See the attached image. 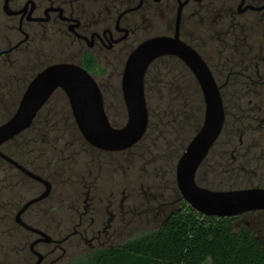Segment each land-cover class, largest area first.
I'll list each match as a JSON object with an SVG mask.
<instances>
[{
	"label": "rangeland",
	"instance_id": "obj_1",
	"mask_svg": "<svg viewBox=\"0 0 264 264\" xmlns=\"http://www.w3.org/2000/svg\"><path fill=\"white\" fill-rule=\"evenodd\" d=\"M118 1L122 3L124 0ZM196 3L191 0L184 7L182 31L186 36L192 34L195 37V33L202 36L204 54L221 84L225 79L221 72L223 63L229 57L236 61L238 55L232 56V50H227L228 58H224L225 53L221 52L223 44L218 41L222 25L215 24L211 17L202 27L196 14ZM237 5L238 1L233 4L236 11ZM176 8V0L154 3L152 13L146 16L149 28L135 30L127 40L116 46L114 52L117 56L110 70L112 73L107 70L103 76L92 74L100 85L105 112L114 127H121L127 121L121 77L128 54L147 38L172 35ZM6 15L3 0H0V45L4 44V40L10 39L15 43L21 38L11 33ZM131 18L143 25L145 15L139 12ZM237 19L248 25L263 26L264 12L237 14ZM125 24L128 25L129 21ZM184 37L181 35L182 39ZM253 37L258 47L264 46L263 36L258 33ZM55 44L51 45L55 47ZM74 48L79 47L75 44ZM18 57L24 58V55L13 53L0 59V116L4 118L14 113L19 103L18 96L34 72L52 62L68 61L66 59L77 62L75 55L64 56L58 51L46 60L43 59L46 57L44 55L36 61H14ZM164 57L168 56L156 59L149 67L145 97L149 112L148 126L151 127L147 128L141 141L125 151L84 148L71 180H56L51 184L49 195L30 208L35 219L29 224L47 229L52 239L59 240L54 244L40 242L37 247L40 252H51L43 264H75L98 249L121 244L156 230L180 206L183 199L177 189L175 169L182 135L173 134L169 128H165L167 124L161 112L170 87L168 83L174 76L183 74L184 70L177 61ZM239 81L233 82L239 84ZM237 84L222 90L228 106L227 124L218 144L197 171V183L202 186L243 185L247 176L245 170L249 169L259 168L257 177L264 175V90H261L260 96L253 93L246 95L236 90L243 88V85ZM43 118L44 112L39 116L37 125ZM16 174V169L11 168L9 163H0V215L5 216L4 219L0 218V262L35 264L36 258L32 259L26 245L27 240L35 237L34 233L16 227L14 216L20 199L28 201L40 195L45 187L34 179ZM259 212L243 214L236 221V229L247 224L264 244V214ZM27 217L25 219L30 221L31 218ZM74 231L78 234H74ZM20 243L25 250L19 258L17 248L21 247ZM204 264H210V261Z\"/></svg>",
	"mask_w": 264,
	"mask_h": 264
},
{
	"label": "trees",
	"instance_id": "obj_2",
	"mask_svg": "<svg viewBox=\"0 0 264 264\" xmlns=\"http://www.w3.org/2000/svg\"><path fill=\"white\" fill-rule=\"evenodd\" d=\"M249 1L256 6L264 3V0ZM235 2V0H210L209 2L202 0L196 3V14L202 27L211 17L215 24L222 25L220 40H218L223 44L221 52L226 56L227 50H232L233 54L230 55L240 57L244 55V48L248 50L255 47L256 39L253 37L255 32L251 31L253 30L251 26L254 24L248 25L246 22L236 20L237 11L233 8ZM180 35L185 36L183 40L195 48L207 64L212 66L204 54L205 42L202 36L196 33L195 37L192 34L186 36L182 31V25ZM21 54L24 58L18 57L14 61L24 62L31 59L29 49H22ZM164 58L177 61L184 70L183 74L174 76V79L168 83L170 87L161 112V117L167 124L165 128H169L173 134L182 135L178 154L180 157L187 143L201 126L204 103L200 88L189 69L175 57ZM237 59L231 60L237 62ZM81 66L88 71L97 67L94 57L88 53L83 57ZM149 70L150 68L146 72L144 81L145 95ZM38 71L33 73L27 84ZM22 93L18 96V100ZM170 94H172L171 97H169ZM221 95L225 109V123L219 139L209 154L218 144L227 124L226 108L228 109V106L222 89ZM43 112L45 118L37 125L38 118ZM10 116L5 118L0 116V124ZM150 127L151 125L148 126ZM84 148L94 149L78 131L67 97L61 89L52 94L28 129L1 146L5 154L31 172L47 179L51 184L60 178L63 181L71 180L73 170L80 162L79 157ZM0 163L7 162L0 158ZM258 170H245L247 176L246 183L243 185L231 183L224 187L215 185L204 187L213 190L264 188V175L257 177ZM16 171V175L23 177L24 174L21 171L18 169ZM259 213L264 214V211ZM241 218L242 215L223 218L206 216L182 200L180 206L163 220L158 229L124 243L98 249L75 264H204L208 260L210 264H264V244L253 229L247 224L236 229V221ZM35 228L49 235L47 229Z\"/></svg>",
	"mask_w": 264,
	"mask_h": 264
},
{
	"label": "water",
	"instance_id": "obj_3",
	"mask_svg": "<svg viewBox=\"0 0 264 264\" xmlns=\"http://www.w3.org/2000/svg\"><path fill=\"white\" fill-rule=\"evenodd\" d=\"M8 1H4L3 10L9 15L19 14L27 9L28 3L23 10L13 11L9 8ZM189 1L191 0H177L172 35L147 38L128 55L121 77V92L127 112V121L122 127L111 125L97 81L85 68L74 62L54 63L37 72L25 87L14 113L0 124V158L45 187L40 195L27 201L14 216L16 223L39 235L30 245V249L37 256L35 264H41L44 258L43 254L34 249L35 245L39 242L51 243L53 239L45 232L23 222L21 216L30 205L46 198L52 185L47 179L31 172L5 154L1 146L28 129L58 89L65 93L77 129L92 147L115 152L135 146L144 137L149 122L145 75L153 61L163 56L176 57L189 69L200 88L204 103L201 126L187 143L176 164L175 180L181 198L201 214L218 218L264 211V188L213 190L199 185L196 181L200 165L222 133L225 109L219 86L207 62L195 48L181 38L182 14ZM31 2L29 15L34 11V2ZM263 8L264 5H245V0H241L238 12ZM74 27L71 30L79 36ZM127 33L125 31L122 39Z\"/></svg>",
	"mask_w": 264,
	"mask_h": 264
},
{
	"label": "flooded vegetation",
	"instance_id": "obj_4",
	"mask_svg": "<svg viewBox=\"0 0 264 264\" xmlns=\"http://www.w3.org/2000/svg\"><path fill=\"white\" fill-rule=\"evenodd\" d=\"M4 1L5 0H3V5H4ZM31 1L34 2V11L31 15H29V11L32 6ZM159 1L124 0L121 3L118 0H9L8 1L9 8L13 11L23 10V8L27 3L28 6L25 12H21L19 14L9 15L6 13L7 14L6 17L10 21L9 28L11 30V33H15L17 36H20L21 38L18 39L15 43H12L10 39L4 40L3 42L4 44L0 45V46L3 45L0 48V59L4 57H8L13 53H19V52L21 53L22 49L23 50L29 49L30 50L29 55L31 56V59H29V61H36L38 60V58H43L44 55L46 57L43 59L46 60L50 58L52 55H54L55 51H58L61 55L64 56H70V54L75 55L77 58L76 63L81 65L83 57L85 56V54L88 53L94 57L95 64L97 65L95 69L89 71L87 70L91 75L95 74L98 76L100 75L103 76L107 74L108 71L111 74L112 71L110 70L117 56L116 52H114V50H116L115 49L116 46L127 40L129 38V35L133 33L135 30H141V29L147 30L149 28L150 25L149 23H147L146 16L152 13L154 3ZM235 1L236 2L238 1V5L241 2V0H235ZM238 5H237V14L240 15L247 12H264V8H263L261 10L248 9L243 13H239ZM245 5L259 7V6H263L264 3L256 6L249 0H245ZM136 6L139 7L137 9H134ZM129 9H133V10H129ZM139 12H142L143 15H145V20L143 22V25H141L139 21H135L136 19L133 20L131 18L135 14H138ZM126 21H129L128 25L125 24ZM74 25L76 26L74 27ZM72 27H74V30L79 34V36L76 35L74 31L71 30ZM251 27L253 28V30L251 31L255 32V34L253 33L254 36L259 33V35L263 36L264 38V24L263 26H260L258 24V25H252ZM124 30L127 31L128 33L127 36L122 39V37L125 35ZM54 37H56L57 39ZM254 42H255L254 43L255 47L248 50L244 48L243 49L244 55L238 57L237 62H232V60L229 57V59H227L228 61L223 63L222 66L223 68L221 69V72L225 76L224 82L219 84L217 79L215 78L219 86L220 93H221V89L223 90L229 88L228 87L229 85L232 86L237 84L233 81L240 79L239 84L237 85L238 86L243 85V88L236 90H239L242 94H246V95L252 93L255 95H259V94L261 95V90H264V46L259 45L258 47V45L256 44L257 41L255 40ZM52 43H56L55 47L51 45ZM75 44L79 47L78 49L74 48ZM107 52L108 55L106 54ZM224 58H228V57L224 56ZM66 60L68 61L49 63L43 66L40 70L54 63L73 62L72 59H66ZM208 66L210 67L213 73L212 70L213 66H210L209 64ZM243 79H244V83H242ZM258 109L261 110L260 107H258ZM23 176L32 179L26 174H24ZM26 202L27 201L20 199L18 210ZM32 206L33 204L30 205L23 212L21 218L23 222H25L29 226L34 227L32 224H29L33 222L35 219V217L32 215V212L30 211V208ZM27 215L28 217L31 218L30 221L25 219ZM0 218L4 219L5 216L0 215ZM16 227L23 230L26 229L21 224L18 223H16ZM20 231L21 230H19L18 233ZM27 231L29 233H33L29 230ZM73 233L78 234L77 231H74ZM34 236L35 237L32 238L31 240H27L26 245H28L32 259L36 258L37 260V256L30 249V245L33 243V241H35L39 237V235L36 233H34ZM57 242H59V240L53 239L51 244ZM20 244L21 247L19 246L17 248V256L19 258L21 257L22 251L25 250V248H22V243ZM39 244L40 242L37 243L34 247V249L38 252H40L37 248ZM40 253L43 254L44 256L41 262V264H43L51 252H46V253L40 252ZM0 264L2 263L0 262Z\"/></svg>",
	"mask_w": 264,
	"mask_h": 264
}]
</instances>
